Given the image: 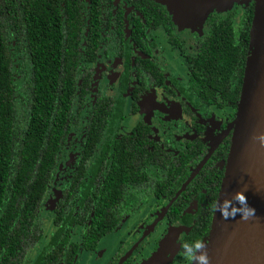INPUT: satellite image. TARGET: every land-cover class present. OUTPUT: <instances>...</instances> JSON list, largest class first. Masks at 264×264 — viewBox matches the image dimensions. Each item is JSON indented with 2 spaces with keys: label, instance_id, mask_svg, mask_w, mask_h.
<instances>
[{
  "label": "flooded vegetation",
  "instance_id": "flooded-vegetation-1",
  "mask_svg": "<svg viewBox=\"0 0 264 264\" xmlns=\"http://www.w3.org/2000/svg\"><path fill=\"white\" fill-rule=\"evenodd\" d=\"M80 2L82 14L97 7L101 31L81 50L80 76L86 82L79 78L75 93L80 121L73 123L74 131L60 148L51 194L41 214L45 233L31 256L37 252L35 260L50 249L56 230L53 212L64 197V185L80 175L83 156L93 209L87 223L92 226L94 210L107 195L103 224L117 222L118 227L88 248L81 241L83 226L75 225L72 241L61 243L65 251H75L74 264H143L173 228L178 231L166 247L167 256H173L167 264H194L185 255V245L206 239L204 227L213 219L232 144L230 126L238 110V101L222 102L221 96L205 100L208 91L194 82V73L205 45L222 39L223 21L233 19L231 30L237 34L254 0L235 3L227 11L214 10L202 23L188 27H181L158 0ZM62 7L63 0H0V44L18 61L23 51L53 46L59 55L48 56L46 49L42 63L54 64L60 81ZM130 116L139 120L125 130ZM95 124L90 136L97 140L87 148V131ZM166 169L170 185L159 196L153 186L166 177ZM203 174L207 179L194 185ZM98 192L103 193L100 198ZM46 207L48 215L43 216ZM110 236L111 243H118L106 258L107 246H101ZM191 250L195 257L197 249Z\"/></svg>",
  "mask_w": 264,
  "mask_h": 264
},
{
  "label": "trees",
  "instance_id": "trees-1",
  "mask_svg": "<svg viewBox=\"0 0 264 264\" xmlns=\"http://www.w3.org/2000/svg\"><path fill=\"white\" fill-rule=\"evenodd\" d=\"M254 7L255 1L246 10L237 34L231 30L233 19L223 21L222 39L205 45L193 78L199 88L208 91L203 95L205 100L221 96L222 102L239 101L250 52ZM97 11L92 5L87 14H84L86 10L82 14L80 0H63L61 62L57 64L61 81L54 64L42 63L46 49L48 56L59 55L53 46L49 50L45 47L30 53L23 51L18 61L5 44H0V264H74L75 251H65L61 243L72 241L75 225L83 226L81 241L88 248H95L100 237L118 227L117 222L103 224L107 195L103 204L99 202L94 210V223L88 225L93 211L91 185L88 162L82 156L78 163L80 175L64 185V197L53 212L56 230L50 249L31 260V254L45 233L41 214L51 194L60 148H64L65 139L74 131L73 123L78 125L80 121L75 113L78 101L75 93L79 78L86 82L85 77L80 76L83 68L79 65L83 61L81 50L85 48V41L92 44L94 34L98 36L101 31ZM59 84L62 92L57 93ZM95 128L96 124L88 128L87 148L96 143L97 138L90 136ZM166 172V177L157 180L153 186L154 193L159 196L166 193L170 185L168 177L171 173L167 169ZM203 176L194 185L207 179ZM100 188L102 192L103 185ZM109 191L113 196V188ZM101 192H98V198L103 195ZM211 222L207 221L204 227L206 239Z\"/></svg>",
  "mask_w": 264,
  "mask_h": 264
},
{
  "label": "water",
  "instance_id": "water-1",
  "mask_svg": "<svg viewBox=\"0 0 264 264\" xmlns=\"http://www.w3.org/2000/svg\"><path fill=\"white\" fill-rule=\"evenodd\" d=\"M250 1L158 0L184 27L202 23L214 10L227 11L235 3ZM254 1L250 52L230 126L233 136L226 171L210 233L195 253V257L206 253L208 264H264V0ZM177 231L173 228L158 252L143 264L171 262L173 256H167L166 247ZM194 264H198L196 259Z\"/></svg>",
  "mask_w": 264,
  "mask_h": 264
},
{
  "label": "clouds",
  "instance_id": "clouds-1",
  "mask_svg": "<svg viewBox=\"0 0 264 264\" xmlns=\"http://www.w3.org/2000/svg\"><path fill=\"white\" fill-rule=\"evenodd\" d=\"M239 198H240L241 200L243 199L242 196H240ZM252 211H254V210H252ZM234 214H235V213H233V215H234ZM222 215H224V217L227 218V214L222 213ZM242 219H247V217L244 216V217H242ZM203 247H204V245H203L199 240L194 241V242L192 243L191 246H189V245L186 244V245H185V248L189 249V250L185 253L187 259H188L189 261H191V260H193V259H196V260L198 261V264H208V257H207V255H206V253H201L198 257H194V256H193V252H192V250H191L192 248L200 249V248H203Z\"/></svg>",
  "mask_w": 264,
  "mask_h": 264
},
{
  "label": "rangeland",
  "instance_id": "rangeland-1",
  "mask_svg": "<svg viewBox=\"0 0 264 264\" xmlns=\"http://www.w3.org/2000/svg\"><path fill=\"white\" fill-rule=\"evenodd\" d=\"M182 27V26H181ZM139 119L136 117V118H133L132 116L128 117L126 122H125V130L126 129H129L136 121H138ZM48 208L46 207L44 209V212H43V216H47L48 215ZM111 237H108L103 243H102V246L103 247L104 245L107 246V254H106V258L108 257L109 253H111L112 249H114L118 243V240L115 239L114 243H111ZM37 252H35L32 256H31V259L34 260L35 256H36Z\"/></svg>",
  "mask_w": 264,
  "mask_h": 264
}]
</instances>
